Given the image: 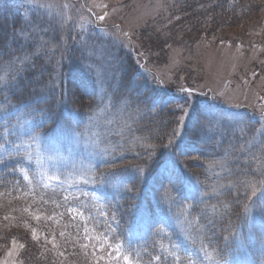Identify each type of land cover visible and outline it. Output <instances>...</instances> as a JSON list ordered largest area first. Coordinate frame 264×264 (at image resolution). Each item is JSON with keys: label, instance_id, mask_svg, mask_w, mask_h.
Wrapping results in <instances>:
<instances>
[{"label": "rangeland", "instance_id": "1", "mask_svg": "<svg viewBox=\"0 0 264 264\" xmlns=\"http://www.w3.org/2000/svg\"><path fill=\"white\" fill-rule=\"evenodd\" d=\"M214 1L0 0L10 12V6L28 8L26 43L35 58L52 63L45 86L61 81L63 63L70 59L86 67L98 84L96 109L76 118L69 130L39 134L30 130V120L16 118L8 124L0 117V159L15 158L20 150L26 159L23 185L17 186L22 179L0 189V264H141L83 211L89 199L105 216L89 184L96 179L98 164L119 151L114 136L130 113L126 107L132 109L117 94L122 65L140 69L143 80L172 95L177 120L184 116L178 109H189L188 117L198 101L233 112L230 124L212 130L224 138L240 131L239 138L247 143L241 154L259 149L243 163L253 159L261 174L243 183L242 206L249 215L237 220V255L225 257L223 264H238L233 261L240 256L248 263L249 248L264 255V234L256 239L252 234L258 224L264 226L258 222L264 214V0H256L252 10L241 4V14L231 21L213 12ZM227 3L230 10L236 2ZM6 65V71L0 69V87L11 78L12 67ZM218 116L225 122L215 112ZM209 170L203 185L214 191L229 186L228 179H221L223 169L212 163ZM118 186L112 180L106 190L112 193ZM251 241L255 244L249 245Z\"/></svg>", "mask_w": 264, "mask_h": 264}, {"label": "trees", "instance_id": "2", "mask_svg": "<svg viewBox=\"0 0 264 264\" xmlns=\"http://www.w3.org/2000/svg\"><path fill=\"white\" fill-rule=\"evenodd\" d=\"M233 1L236 3L229 10L227 0H215L212 10L218 17L222 14L231 21L234 15L241 14V4L250 10L258 6L254 4L256 0ZM10 8L12 12L0 6V69L6 71V64L12 67L11 78L0 87V104H7L6 110L0 109L1 121L9 124L16 118L30 120L31 131L46 135L69 130L76 118L79 120L96 109L98 84L86 67L73 64L70 59L63 63L61 81L45 86L52 63L35 58L26 43L24 31L29 25V10ZM217 9L220 11L216 12ZM120 70L117 94L126 97L132 109L126 107L130 112L128 121L114 136L119 151L98 164L96 179L89 184L98 204L102 202L105 216L99 215L98 205L89 199L88 208L83 207V211L101 222L103 232L116 237L128 257L141 264H223L225 257L237 255V220L249 215V210L242 206L246 196L243 183L249 182L252 174H261L253 159L243 161L246 157L254 158L259 149L252 148L249 154L242 153L243 157L242 147L247 143L239 138L240 131L224 138L212 130L220 123L221 127L230 124L228 117L233 112L199 101L187 117L184 138L172 147H164L172 139V130L178 127L173 109L176 99L143 80L140 69L122 65ZM37 71L40 74L36 77ZM47 108L55 113L54 123L42 124L41 109ZM215 112L224 115L225 122L219 116L216 119ZM201 123L205 131H200ZM17 153L15 158L0 159V189L22 179L17 186L23 185L21 168L26 159L21 150ZM224 153L226 159L221 160ZM212 163L213 168L224 170L221 179H228L227 188L214 191L202 184ZM174 165L180 179L170 185L165 175L173 171ZM232 167H236L235 172L227 173ZM229 179L234 186L230 187ZM112 180H117L119 186L109 193L106 186ZM262 216L258 222L264 223L263 213ZM252 234L255 239L264 234L263 224L253 228ZM253 244L251 241L249 245ZM248 251L251 260L247 256L249 261L245 264H264L259 250ZM257 255L260 257L256 261ZM240 257L233 262L243 264Z\"/></svg>", "mask_w": 264, "mask_h": 264}, {"label": "snow or ice", "instance_id": "3", "mask_svg": "<svg viewBox=\"0 0 264 264\" xmlns=\"http://www.w3.org/2000/svg\"><path fill=\"white\" fill-rule=\"evenodd\" d=\"M101 19H103V17H101ZM0 91H3V89H0ZM186 103H187V101H186ZM178 110L183 111L184 116L180 117L176 121L178 127L174 128L172 130V133H171L172 139H170L169 143L167 145H164V147H172V146H174L175 142L178 139L184 138V133L186 131V123L185 122H186V117L188 115L189 109H187V110L178 109ZM41 112L44 113L43 118H42V124L44 122H48V123L53 122L54 123L55 113L51 110V108L41 109ZM200 131H205L203 123H201ZM150 157H151V154H150ZM100 175L103 177L105 174L102 172V173H100ZM165 178L168 180V183L170 185L173 184L174 182L179 181L180 177L175 174V165H174L173 171L168 173L167 175H165ZM262 195H264V193H262ZM70 211H71V209H70ZM261 211H264V207L261 208Z\"/></svg>", "mask_w": 264, "mask_h": 264}]
</instances>
